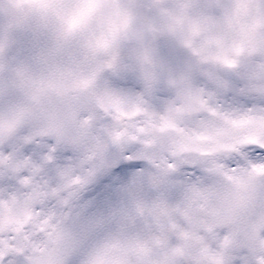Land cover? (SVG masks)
<instances>
[{
    "label": "snow or ice",
    "instance_id": "6c2138e0",
    "mask_svg": "<svg viewBox=\"0 0 264 264\" xmlns=\"http://www.w3.org/2000/svg\"><path fill=\"white\" fill-rule=\"evenodd\" d=\"M0 264H264V0H0Z\"/></svg>",
    "mask_w": 264,
    "mask_h": 264
}]
</instances>
